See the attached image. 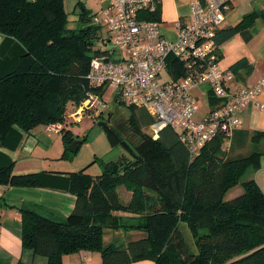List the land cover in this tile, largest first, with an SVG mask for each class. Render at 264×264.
Wrapping results in <instances>:
<instances>
[{"label": "trees", "instance_id": "trees-1", "mask_svg": "<svg viewBox=\"0 0 264 264\" xmlns=\"http://www.w3.org/2000/svg\"><path fill=\"white\" fill-rule=\"evenodd\" d=\"M158 7L140 18L159 21ZM95 15L80 7L81 21L92 23L69 29L64 0H0V34L20 48L13 70L0 77V148L18 145L39 126L66 124L89 93L102 95L105 88L88 80L92 59L104 53H90L102 29L93 24ZM261 19L264 10H255L222 40L219 31L217 43L237 34L250 42L256 30L247 26ZM179 67L170 56L167 69L174 78ZM210 100L215 105L214 97ZM126 107L132 134L139 137L136 152L102 162L96 177L86 173L88 168L70 174L77 202L66 222L23 211V245L46 256L48 264H62L63 255L83 250L100 253L102 264L147 259L156 264H264V191L256 180L244 179L250 169L260 168L264 132L238 129L229 140L219 135L195 157L170 126L157 139L144 134L154 118L144 108ZM63 131L68 157L70 146L82 142L66 125ZM13 169L14 161L0 151V185H40V174L14 175ZM120 186L132 193L128 204L119 199ZM238 186L243 193L226 198ZM114 212L137 215L129 219L139 221L137 228L146 237L125 248L106 245L99 219H123Z\"/></svg>", "mask_w": 264, "mask_h": 264}, {"label": "built area", "instance_id": "built-area-1", "mask_svg": "<svg viewBox=\"0 0 264 264\" xmlns=\"http://www.w3.org/2000/svg\"><path fill=\"white\" fill-rule=\"evenodd\" d=\"M232 2L193 1L190 18L178 26L177 39L168 41L159 21L140 18L155 13L158 0H111L92 19L95 26L108 30V42L104 53L91 61L89 82L113 87L121 103L147 110L155 120L150 127L154 139L165 127H172L195 157L219 135L231 139L243 124L239 118L243 109L256 102L264 111V103L258 102L264 74L255 86L232 90L234 73L219 65L221 50L216 37ZM170 56L179 60L178 78L167 69ZM102 97L89 93L69 118L77 122L84 112L98 117L107 113L111 107ZM211 97L215 105L210 104ZM200 101L205 107L198 115ZM52 129L60 131L63 125Z\"/></svg>", "mask_w": 264, "mask_h": 264}, {"label": "crops", "instance_id": "crops-1", "mask_svg": "<svg viewBox=\"0 0 264 264\" xmlns=\"http://www.w3.org/2000/svg\"><path fill=\"white\" fill-rule=\"evenodd\" d=\"M67 1L64 0V6ZM193 1L196 0H158V20L166 40L177 39L178 26L190 18ZM199 1L205 2V0ZM73 2L76 3L75 10L83 6L90 16L111 5V0H73ZM89 3L96 6L95 11L89 8ZM255 10H264V0H233L232 7L227 12L225 22L220 30V40L226 31L238 26L246 15ZM78 17L77 27L74 29H81L92 23L90 20L83 23L80 13ZM247 27L256 30V34L250 42H245L242 36L237 34L218 44L221 50L220 57H222V59L220 58V67L235 75V80L231 84L232 90L238 86H255L264 74V22L262 19L257 20L253 25ZM19 53L18 43L0 34V77L13 70ZM258 102L264 103V90ZM239 118L243 123L240 129L264 132V111L256 102H252L243 109ZM58 124L63 125L62 130L52 129ZM64 127L65 124L61 123L39 126L24 136L18 145L13 143L12 146L1 148L14 161V175L40 174V185L36 187L0 185V264H48L46 256L36 254L32 248L23 245L22 213L28 211L64 223L75 208L77 195L71 188L69 175L83 169L79 170L74 164L72 167L65 164H61L60 167L55 166L60 162L67 164L70 161L73 162L74 156L80 150L78 147L76 153L69 151L71 155L65 157ZM120 154L122 153L111 152V157L105 162L114 160L112 158H117ZM249 178L256 180L264 191V156L261 158L259 169H250ZM125 198L128 201L131 200L132 193L126 191ZM112 215L113 217H123L121 220H115L116 218L112 220L115 226H125L135 232L131 239H127L118 245L119 247L125 248L128 243L146 237L143 229L137 228L139 221L129 219L137 218V215L123 212H114ZM105 244L110 245L111 243L107 241ZM62 264H102V258L98 252L83 250L63 255ZM130 264L156 263L147 259Z\"/></svg>", "mask_w": 264, "mask_h": 264}, {"label": "rangeland", "instance_id": "rangeland-1", "mask_svg": "<svg viewBox=\"0 0 264 264\" xmlns=\"http://www.w3.org/2000/svg\"><path fill=\"white\" fill-rule=\"evenodd\" d=\"M89 8L92 11L96 10L94 4L89 3ZM76 3L73 0H68L65 5V9L68 16L67 27L69 29H74L77 27V22L79 19L80 9L75 10ZM99 38L95 40L93 45V51H90L92 56H95L99 51H104L106 49V44L104 40L107 38V30L105 27L99 31ZM117 56H114L116 58ZM222 59V57H220ZM221 59L219 63L221 62ZM164 78H167V75H163ZM206 88V86H204ZM117 90L113 87H106L102 93L103 100L111 107L109 115L105 120H99L97 113L94 112H84L81 113V119L76 122L67 118L66 128L71 130L76 140L82 142L80 150L74 156V161L67 163H58L55 166L60 167L61 164L72 167V164L76 165L78 169H87V173L91 174L93 177L100 175L103 171L102 162L108 160L111 157L110 153H122L125 156H132L131 150L136 152V146L139 144V137L133 136L131 130V124L129 121V108L126 105L117 104L115 101V96ZM205 107V102L200 101L198 115L201 114V110ZM106 121V122H105ZM104 123V125H101ZM143 133L149 137L152 134L150 128L143 130ZM86 139V140H85ZM1 149V148H0ZM1 152L2 149L0 150ZM4 153V152H3ZM109 155V156H108ZM115 157V156H114ZM116 158V157H115ZM112 158L114 160L119 159ZM98 173V174H97ZM249 173L244 177L247 180ZM128 191L126 186L118 187V195L120 201L124 204H128L131 200L125 198V193ZM243 193L242 186H238L235 189L231 190L226 198L230 199L233 195H238ZM133 215V214H132ZM121 219V218H120ZM113 218H100L99 224L104 227V242H109L114 245H121L127 239H131L135 234L134 231H131L124 227L115 226L112 222Z\"/></svg>", "mask_w": 264, "mask_h": 264}, {"label": "water", "instance_id": "water-1", "mask_svg": "<svg viewBox=\"0 0 264 264\" xmlns=\"http://www.w3.org/2000/svg\"><path fill=\"white\" fill-rule=\"evenodd\" d=\"M101 125H104V123H101ZM78 142L75 141L69 148V150L72 152V153H76L77 150H78Z\"/></svg>", "mask_w": 264, "mask_h": 264}]
</instances>
